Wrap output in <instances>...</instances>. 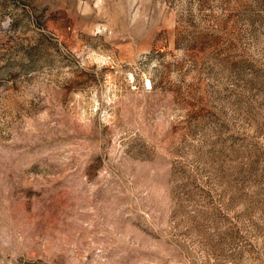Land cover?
Here are the masks:
<instances>
[{
	"label": "rangeland",
	"instance_id": "obj_1",
	"mask_svg": "<svg viewBox=\"0 0 264 264\" xmlns=\"http://www.w3.org/2000/svg\"><path fill=\"white\" fill-rule=\"evenodd\" d=\"M0 264H264V0H0Z\"/></svg>",
	"mask_w": 264,
	"mask_h": 264
}]
</instances>
